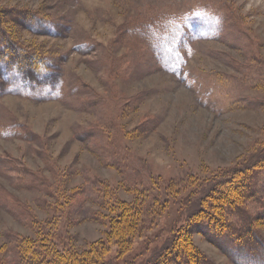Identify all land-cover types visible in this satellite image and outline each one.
<instances>
[{
    "label": "rangeland",
    "instance_id": "rangeland-1",
    "mask_svg": "<svg viewBox=\"0 0 264 264\" xmlns=\"http://www.w3.org/2000/svg\"><path fill=\"white\" fill-rule=\"evenodd\" d=\"M0 28L60 80L0 67V247L34 235L12 198L50 214L21 171L66 172L67 190L84 186L71 241L105 242L107 264H264V0H0ZM102 194L143 208L128 237L89 218L109 214Z\"/></svg>",
    "mask_w": 264,
    "mask_h": 264
},
{
    "label": "trees",
    "instance_id": "trees-1",
    "mask_svg": "<svg viewBox=\"0 0 264 264\" xmlns=\"http://www.w3.org/2000/svg\"><path fill=\"white\" fill-rule=\"evenodd\" d=\"M202 17L198 14H192L187 18V24L191 26L192 30L202 28ZM237 28V26H236ZM165 33L163 34L166 40L162 44L161 48L167 52L164 55L165 63L170 64L172 62V55H170L171 45L177 35L175 27H164ZM238 32L241 33L240 29ZM0 28V61L3 70L11 64L18 67V76L21 81L26 85L28 82H37V86L40 84H57L60 80L57 74H51L50 80L43 78L47 71L41 69L37 74L33 71H29L27 67L28 61H32L36 57H22L17 54V46L9 44L3 37V33ZM180 35V34H179ZM172 38V39H171ZM167 47H170L168 50ZM20 50V48H19ZM29 63V62H28ZM173 63V62H172ZM46 65V64H45ZM48 65V64H47ZM7 66V67H6ZM39 67H42L40 64ZM8 67L7 70H11ZM12 68V66H11ZM13 71V70H11ZM1 74H4L0 70ZM8 74V72L6 73ZM5 74V75H6ZM38 78H42L39 80ZM38 79V80H37ZM28 80V81H27ZM13 84V83H12ZM24 84L19 82L14 83V87L19 90H23ZM99 131L95 128H90L88 131L80 132L79 136L82 139H91L98 134ZM118 160H116L117 162ZM110 162V161H109ZM116 162L111 161L112 164L118 165ZM24 175L31 177V182L25 188H36L41 193L43 192L49 198L37 199L36 205L41 209L50 213L49 216L44 219H39L35 212L26 204L21 202L17 198H12L14 203L12 212L18 219L29 227L33 231L34 235H25L16 232H7V243H4L0 247V264H107L108 261L104 256V249L107 244L105 242L94 243L86 249L79 250L74 242L71 241V235L67 232L69 225L73 223L71 213L77 209V206L83 199L84 186L81 185L76 190H67V181L64 180L66 172L54 173L53 180H50L46 176L34 174L33 171L23 170ZM88 180V179H87ZM89 181H96L90 179ZM101 184V182H99ZM130 186V185H129ZM146 187V186H144ZM103 190H100V193ZM13 197V196H12ZM99 203L107 210L109 214H103L97 210L90 211L89 218H109L113 231H118L121 236L128 237L131 234L132 227L136 225L140 220V216L143 208L138 202L130 201V203L114 199L108 195H103ZM132 226V227H131ZM181 246V244H179ZM184 257H188L191 250L187 251ZM194 256L198 257V253L195 251ZM201 263V261H198ZM206 261H202V264H206Z\"/></svg>",
    "mask_w": 264,
    "mask_h": 264
}]
</instances>
